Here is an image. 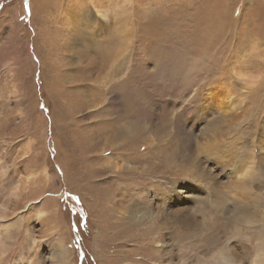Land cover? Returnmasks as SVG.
I'll use <instances>...</instances> for the list:
<instances>
[{
    "label": "rangeland",
    "instance_id": "obj_1",
    "mask_svg": "<svg viewBox=\"0 0 264 264\" xmlns=\"http://www.w3.org/2000/svg\"><path fill=\"white\" fill-rule=\"evenodd\" d=\"M176 54L186 66L202 57L193 86L175 73ZM105 115L113 134L138 126L153 212L162 187L188 210L208 198L225 208L178 236L181 253L235 238L249 262L264 261V0H0V264H60L59 240L70 264H115L133 249L98 234L106 183L128 179L102 167L132 165L103 152L93 122ZM233 207L249 227L229 221Z\"/></svg>",
    "mask_w": 264,
    "mask_h": 264
},
{
    "label": "bare ground",
    "instance_id": "obj_2",
    "mask_svg": "<svg viewBox=\"0 0 264 264\" xmlns=\"http://www.w3.org/2000/svg\"><path fill=\"white\" fill-rule=\"evenodd\" d=\"M95 13L96 16L98 14L99 17L106 18L108 10L100 8L99 10H96ZM171 42L174 41L169 39V44ZM175 52H177L176 48ZM175 56V59L177 60V62L174 63L175 73L183 76L184 81L193 86L202 78V74H198L196 76L194 75L196 71L200 72L201 67L203 66L202 57L200 64L193 66L191 64L190 66H186L180 61L178 57L179 55L177 56L176 54ZM203 91L204 88H198L197 93L193 95L192 100L196 102L199 94ZM210 95L213 96V92ZM220 99L218 97L216 100L221 101L222 99ZM123 100L125 107H127L125 108V111L127 115L131 117V114L135 113V104L131 99ZM110 117L111 116L107 118V115H105V118L100 119L99 122H93L95 131L97 132L100 129L102 131V135L96 133L98 137H103L102 143L106 139V144L104 142L105 145L103 152L116 155L117 158L121 159L123 162L132 163L130 167L124 164H117L115 168H112L108 162V166L102 167L103 173H107L112 171V169H115L118 171H115L117 172L115 174L116 177L119 176L120 178H128L126 180V185L117 189H114L110 186V184L106 183L107 190L104 188L106 191L103 190L104 192L101 193L100 206L102 214H100V233L98 234L100 236L103 234L105 244H109L110 246H114L115 241L125 240H127L126 243L131 241L133 244V249L129 253L123 255L125 252H122L115 256V264H264L263 257L261 255H259L257 260L249 262L250 255H254V252L241 242L233 244L232 241L235 238L229 239V241H223L225 243L213 240L207 245L208 248L203 252H200V250L199 252L197 251V253L193 252L191 255L181 253L180 249L182 247V242L178 236L186 234L190 237L192 234L199 233L207 227V224L205 223H207L209 217L217 219L220 213L224 212L225 208L222 205L214 204L211 201L207 204L206 202L209 201L208 198L207 201L196 199L193 203H191L194 206L193 209L188 210L186 207H183V203H188L185 198L179 196V193L172 188L163 189L162 187L153 189L156 190L153 197V204L157 206V210L153 212L149 203L150 199L147 203V197L142 194L143 190H145L142 188V184L145 181L146 184L154 178L149 174L153 172H151L149 167H145V160H143L142 154L140 157L139 155L135 156L137 152L136 145L140 142V138L138 136V126L128 125L120 133L113 134V130L110 128L112 124V119ZM113 140H119L120 142L115 149L108 152L106 146H108V144ZM131 149L132 151L130 153ZM138 153H141L139 148ZM152 183L153 182H151V184ZM157 184L161 186L160 183ZM117 194L121 195V199L123 198L122 200L120 199L121 201L118 199L119 202H115L114 200V197ZM136 197H141V200L138 199L139 201H135ZM205 197L206 196L203 198ZM167 201L168 203L164 205V202ZM138 202L140 206L135 205ZM106 203L108 205H106ZM125 203H127V205ZM166 205L175 210L173 215L165 213ZM227 210H229V208H227ZM151 211L154 214H152ZM230 212L232 213V217L228 220L238 226V230H240L243 226L247 225L249 227V225L252 224L251 217L241 213L238 207L230 208ZM197 213H201L203 215V222L201 220H196ZM112 220H114V222H111ZM146 220H148V222H146ZM209 222L210 221L208 220V223ZM233 227L235 228V226ZM57 242H59V245L56 253L57 255H55L57 256L58 261L60 264H70V251L66 246H64L62 241L60 242L59 240ZM121 246H123V243L119 244L117 247ZM207 254H210V258H206L208 256ZM204 259L210 261L205 262ZM173 260H177V262Z\"/></svg>",
    "mask_w": 264,
    "mask_h": 264
}]
</instances>
